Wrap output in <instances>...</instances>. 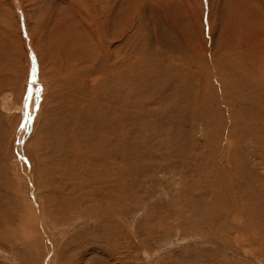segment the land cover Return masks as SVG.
Segmentation results:
<instances>
[{
	"label": "rangeland",
	"instance_id": "rangeland-1",
	"mask_svg": "<svg viewBox=\"0 0 264 264\" xmlns=\"http://www.w3.org/2000/svg\"><path fill=\"white\" fill-rule=\"evenodd\" d=\"M0 264H264V0H0Z\"/></svg>",
	"mask_w": 264,
	"mask_h": 264
},
{
	"label": "bare ground",
	"instance_id": "bare-ground-1",
	"mask_svg": "<svg viewBox=\"0 0 264 264\" xmlns=\"http://www.w3.org/2000/svg\"><path fill=\"white\" fill-rule=\"evenodd\" d=\"M89 3H90V2H89ZM88 5H89V4H88ZM92 7H93V4H92ZM93 11H94V10H93ZM107 12H108V11H107ZM94 13H95V11H94ZM90 14H92V13H89V15H90ZM94 15H95V14H94ZM94 15H93V16L90 15V16H91V17H94ZM90 16H89V17H90ZM95 16H96V15H95ZM91 17H90V18H91ZM94 18H95V17H94ZM94 18H93V19H94ZM105 20H106V19H105ZM96 21H98L97 18H96ZM93 23H96V22H93ZM78 24H79V23H78ZM81 24H82V23H81ZM98 24H99V23H98ZM76 25H77V24H76ZM90 25H91V24H90ZM92 25H93V24H92ZM99 25L101 26V23H100ZM84 26H85V25H84ZM73 27H74V26H73ZM80 27H81V25H80ZM97 27H99V26H97ZM70 28H71V26H70ZM77 29H78V28H77ZM85 29H86V26H85ZM85 29H84V30H85ZM96 29H97V28H96ZM100 29H101V27L99 28V30H100ZM79 30H80V29H79ZM84 30H83V32H84ZM86 30H87V29H86ZM89 31H90V30H89ZM89 31H87L88 34H89ZM96 31H97V30H96ZM79 32H80V31H79ZM79 32H77V34H78ZM81 32H82V31H81ZM91 32H93V30H92ZM77 34H76V36H77ZM81 34H82V33H81ZM93 34H94V32H93ZM101 34H102V33H101ZM95 35H96V34H95ZM97 35H98V34H97ZM87 36H88V35H87ZM79 37L81 38V36H79ZM83 37H84V36H83ZM91 37H92V36H91ZM95 37H96V36H95ZM77 38H78V37H77ZM96 38H97V37H96ZM98 38H99V37H98ZM103 38H104V36H103ZM82 39H83V38H82ZM74 40H75V39H74ZM83 40H84V39H83ZM85 40H86V39H85ZM92 40H93V39H92ZM76 41H77V39H76ZM80 41H81V40H80ZM80 41H78V42H80ZM98 41H99V39H98ZM83 42H84V41H83ZM90 42H91V41H90ZM92 42H94V41H92ZM92 42H91V43H92ZM96 42H97V41H96ZM91 46H92V45H91ZM94 46H95V44H94ZM90 49H91V48H90ZM93 50L95 51L94 48H93ZM94 51H93V52H94ZM110 52H111V51H110ZM108 53H109V52H108ZM143 56H144V55H143ZM154 58H155V57H154ZM152 63H153V62H152ZM124 66H125V65H124ZM126 67H127V66H126ZM128 68H129V67H128ZM132 68H133V67H132ZM125 71H126V70H125ZM146 72H147V71H146ZM117 74H118V73H117ZM133 74H134V73H133ZM142 74H143V73H142ZM126 76H127V75H126ZM39 78H40V77H39ZM41 81H42V80H41ZM26 88H27V87H26ZM39 90H40V89H39ZM39 90H38V91H39ZM23 91H24V90H23ZM31 92H32V91H31ZM25 93H29V91L27 90V92H25ZM33 94H34V93H33ZM33 94H32V96L34 97L35 94H34V95H33ZM30 95H31V94H30ZM28 96H29V95H28ZM37 96H38V95H37ZM30 97H31V96H30ZM30 97H29V99H30ZM123 97H124V96H123ZM39 98H40V97H39ZM25 101H26V100H25ZM127 102H128V101H127ZM25 103H26V102H25ZM27 103H28V102H27ZM20 105H21V104H20ZM107 123H108V122H107ZM121 130H122V129H121ZM92 132H93V131H92ZM103 133H104V132H103ZM105 134H106V133H105ZM105 134H104V135H105ZM255 134H256V133H255ZM87 135H88V134H87ZM100 135H101V134H100ZM108 135H110V134H108ZM102 136H103V135H102ZM67 137H69V136H67ZM70 137H71V136H70ZM104 138H105V137H104ZM112 139H114V138H112ZM118 139H119V138H118ZM69 140H70V138H69ZM73 140H74V138H73ZM115 140H116V139H115ZM120 140H121V139H120ZM120 140H119V142H120ZM122 140H123V139H122ZM102 141H103V140H102ZM113 141H114V140H113ZM121 142H122V141H121ZM67 144H68V143H67ZM69 144H70V143H69ZM97 144H98V143H97ZM115 144H116V143H115ZM115 144H114V145H115ZM120 144H121V143H120ZM114 145H113V146H114ZM115 146H116V145H115ZM106 147H107V146H106ZM109 147H110V146H109ZM63 148H64V147H63ZM103 148H104V147H103ZM112 148H114V147H112ZM112 148H111V149H112ZM111 149H110V150H111ZM11 150H12V148H10V150H9L10 152H9V154L7 155V157H8V159H9L10 165L12 164V167H11V168H13V170L15 169V170L17 171V174H18V169H19V167L22 168V165H20L19 163H17V161H16V163H17L18 165L14 164L15 162L12 160V158H13L14 156H13ZM110 150H109V151H110ZM112 150H113V149H112ZM107 151H108V149H107ZM67 152H68V151H67ZM64 154H65V153H64ZM113 154H114V153H113ZM70 156H71V155H70ZM67 157H68V153H67ZM75 158H76V157H75ZM64 159H65V156H64ZM70 159H71V157H70ZM14 160H15V158H14ZM69 161H70V160H69ZM71 162H72V161H71ZM32 163H33V161H32ZM69 163H70V162H69ZM72 163H75V162H72ZM109 163L111 164L110 160H109ZM70 165H71V164H70ZM72 165H73V164H72ZM77 165H78V164H77ZM64 166H65V165H64ZM111 166H112V165H111ZM111 166H110V167H111ZM113 166H114V165H113ZM113 166H112V167H113ZM23 167H24V166H23ZM73 167H74V166H73ZM94 167H95V166H94ZM11 168H10V169H11ZM70 168H71V166H70ZM74 168H75V167H74ZM113 168H114V167H113ZM117 172H118V171H117ZM14 173H16V172H14ZM113 173H115V172H113ZM13 175H14V174H13ZM73 175H74V174H72V176H73ZM112 176H113V175H112ZM69 178H70V177H69ZM72 179H73V178H72ZM72 179H71V180H72ZM75 179H76V178H75ZM78 179H79V178H78ZM112 179H113V178H112ZM76 180H77V179H76ZM76 180H75V181H76ZM69 181H70V180H69ZM77 181H78V180H77ZM106 182H107V181H106ZM83 183H84V182H83ZM83 183H82V184H83ZM86 184H87V183H86ZM106 184H107V183H106ZM242 204H244V203H242ZM245 205H246V204H245Z\"/></svg>",
	"mask_w": 264,
	"mask_h": 264
}]
</instances>
